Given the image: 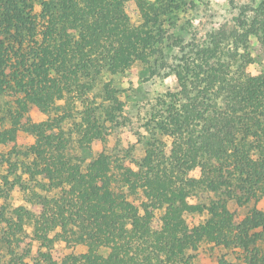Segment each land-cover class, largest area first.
<instances>
[{"label":"trees","instance_id":"trees-1","mask_svg":"<svg viewBox=\"0 0 264 264\" xmlns=\"http://www.w3.org/2000/svg\"><path fill=\"white\" fill-rule=\"evenodd\" d=\"M191 3L40 0L37 12L32 0H0V95L18 96L0 124V264H187L203 244L235 253L218 264H264L263 65L224 58L215 38L171 68L174 88L133 166L106 151L124 103L103 77L135 64L147 72L165 21ZM239 17L227 54L260 31ZM15 189L23 204L13 207ZM200 194L211 198L200 203ZM230 201L252 207L237 213ZM56 243L86 251L57 261Z\"/></svg>","mask_w":264,"mask_h":264},{"label":"rangeland","instance_id":"rangeland-1","mask_svg":"<svg viewBox=\"0 0 264 264\" xmlns=\"http://www.w3.org/2000/svg\"><path fill=\"white\" fill-rule=\"evenodd\" d=\"M191 1V0H190ZM40 0H32L35 11H39ZM126 12L132 25L138 26L141 18L135 7L128 3ZM247 17L249 22L257 20L259 32L257 37L250 36L246 43L240 40V49L227 54L229 35L239 36L237 23L240 17ZM163 42L159 48L157 60L152 62L151 68L144 72L140 64H135L132 71L115 77H103V82L112 81L118 91L119 99L124 103V111L118 123L110 126L106 151L115 158L123 159L126 164L133 166L131 160H136L144 154L143 142L150 135L151 116L160 108L157 104L168 91L174 88L171 68L176 66L181 58H194L201 49L208 48L210 42L219 38L222 40L221 49L225 52L224 58L253 59L249 66L254 69L261 64L264 66V0H193L190 6H182L174 13L173 18L165 21ZM226 56V57H225ZM17 95L7 90L0 95V124L7 126L8 112L12 110ZM34 120H41L43 116L35 109L30 112ZM149 128V129H147ZM22 138L26 139L25 136ZM166 148L168 139H163ZM100 146L96 144L94 150ZM210 196L200 194L198 202L207 203ZM13 207L23 204V198L18 189H15L8 200ZM231 211L245 213L252 207L239 208L232 201L228 203ZM258 209L264 211V201L257 204ZM206 216H186L188 224L203 222ZM28 242V240H26ZM82 245H65L56 243L52 248L53 257L59 261L66 255H80L85 253ZM235 253L209 244L201 245L197 251L190 252L187 264H218L220 258L234 261Z\"/></svg>","mask_w":264,"mask_h":264}]
</instances>
